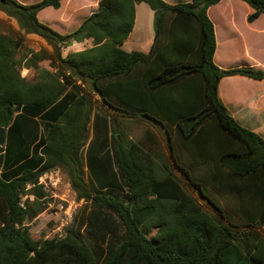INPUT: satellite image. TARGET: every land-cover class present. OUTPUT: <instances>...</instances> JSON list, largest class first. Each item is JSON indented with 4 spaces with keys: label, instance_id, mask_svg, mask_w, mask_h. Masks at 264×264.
Listing matches in <instances>:
<instances>
[{
    "label": "trees",
    "instance_id": "obj_1",
    "mask_svg": "<svg viewBox=\"0 0 264 264\" xmlns=\"http://www.w3.org/2000/svg\"><path fill=\"white\" fill-rule=\"evenodd\" d=\"M61 1L0 0L18 26L0 33V264H264V139L218 95L223 77L261 80L264 70L214 63L207 9L219 0H99L67 34L37 16ZM244 1L253 9L248 21L264 14V0ZM139 2L153 11V40L147 52L126 51ZM29 33L52 47L26 59L54 68L35 83L20 75L16 58ZM84 39L92 46L61 56ZM76 80L102 105L149 127L136 140L116 132ZM54 165L88 207L63 236L36 240L24 221L45 210L39 177Z\"/></svg>",
    "mask_w": 264,
    "mask_h": 264
},
{
    "label": "rangeland",
    "instance_id": "obj_2",
    "mask_svg": "<svg viewBox=\"0 0 264 264\" xmlns=\"http://www.w3.org/2000/svg\"><path fill=\"white\" fill-rule=\"evenodd\" d=\"M22 4H31L39 0H17ZM180 0H172L171 3L178 2ZM190 1V0H181ZM94 0H62L60 7L54 9L53 7H46L38 13V19L40 22L48 25L57 32L61 34H67L74 31L85 17H87L92 11L96 10L93 8ZM136 21L135 28L130 34L129 38L126 40L125 44L122 46L125 50H138L142 52H147L152 40H153V11L144 2H139L135 4ZM244 12V9H239L236 11V16L239 17ZM210 14L214 16V10L210 11ZM236 17V20H237ZM210 18V17H209ZM211 19V18H210ZM240 24V23H239ZM258 27L264 26V15L260 17L256 23ZM18 26L16 20L6 13L0 10V33H9L12 30H17ZM243 31V28L240 27ZM246 36L250 37L249 33H245ZM257 37V36H256ZM238 40V39H237ZM73 43V42H72ZM92 44V40L89 42L81 41V43H73L70 48H63L61 51V56L64 57L70 50H79L82 48H87ZM69 49V50H68ZM45 50L47 53L52 51V47L47 44L45 39L42 37L29 33L24 34L23 39L17 44L16 58L19 59V72L22 77L31 83L41 81L43 78L42 69L48 71H54V68L50 66V61L43 59L38 61V67H31L26 65V59H29L32 52H37ZM223 50V49H222ZM229 57L225 60L224 67L218 66L222 69H228L237 66L247 65L246 62L254 61L259 67L264 70V34L260 39H254L249 49L235 50L232 54L229 52ZM250 57L251 60L246 58ZM223 57V55H222ZM57 63V61H54ZM219 62H222L219 60ZM215 63V62H214ZM249 66V65H247ZM252 66V65H251ZM248 85H239L237 88L241 91L246 92L247 89L261 92L264 94V79L262 81L250 80ZM75 84L81 90V93H86V95L92 100V110L93 112L101 109L103 113L110 118V123L116 132L122 133L126 138L136 140L140 138L144 130L149 127V124L141 121L137 118L125 119L119 117L110 108L102 105L100 97L93 91L92 87L86 82L75 81ZM225 87L226 90H225ZM230 85L226 81H222L220 84V89L227 92ZM264 100V98H263ZM107 107V108H104ZM120 114V113H119ZM240 124L248 129L257 132L264 139V111L261 114L257 113L256 116H250L245 119L240 120ZM160 138L164 155L167 162L169 154L168 146L166 144L165 136L158 129L156 130ZM92 134V125L89 124L88 137ZM84 145V150L86 149ZM170 163V162H169ZM86 171V168H85ZM181 177L182 175L177 172ZM85 177V174H84ZM182 181L185 182L184 178ZM39 182L43 184L45 191L48 193L46 197L47 206L45 210L40 212L36 217L27 219L24 224L28 227L30 235L33 239H49L58 238L63 236L65 227L71 224L75 215H78L81 211H85L88 207L83 199H79L76 196V192L72 189L71 182L66 170L59 165L48 166L44 169L42 176L39 177ZM191 194L203 205V207L211 211L209 205L203 200L196 190L189 188ZM29 197L33 199V196L23 195L22 201ZM155 229L152 230L150 235H153ZM264 232V227H262Z\"/></svg>",
    "mask_w": 264,
    "mask_h": 264
},
{
    "label": "crops",
    "instance_id": "obj_3",
    "mask_svg": "<svg viewBox=\"0 0 264 264\" xmlns=\"http://www.w3.org/2000/svg\"><path fill=\"white\" fill-rule=\"evenodd\" d=\"M98 1L99 0H94L93 8H97ZM164 1L173 4L171 3L172 0H164ZM239 9H244V12L241 14V16L239 15V17H237L236 11ZM211 10H214V16L210 14ZM252 11H253L252 7L244 0H219L216 4L211 5L207 9V14L211 18V21L213 22V26H214L216 46H215L213 60L216 65L225 68L223 63L229 57L230 55L229 52L233 54L235 50L239 51L240 49H244L246 51V49H249V46L254 39H260L263 36L264 26L258 27L256 23L258 22L260 17L264 14H260L253 21H248L247 16ZM135 21H136V12H135V19H134L132 31L135 28ZM240 27L243 28V31L240 30ZM132 31L130 32V34L132 33ZM245 33H249V35L251 34L252 35L248 37L246 36ZM130 34L128 35L126 40L129 38ZM126 40L123 42L121 47L125 44ZM83 41L89 42L91 41V39H84ZM73 43L78 44L81 43V41L73 42ZM73 43L63 48H70ZM91 46L92 44L89 47ZM84 49L86 48H82L76 51H81ZM76 51L74 49V50H70L68 53L76 52ZM126 51H131V50H126ZM246 58L248 60H251L250 57H247V55ZM219 60H221L222 62H219ZM246 64L249 66L252 65V67L257 66L254 61L252 62L248 61L246 62ZM263 79L258 81L260 82ZM250 80H256V79H252L241 75H232V76L223 77L218 84V95L221 102L224 104L228 112L239 123L241 119H245L250 116H256L257 113L261 114V111L262 110L264 111L263 93L257 92L256 89L254 90L247 89V91L244 92L237 88V86L239 85H243V86L248 85L249 82H252ZM222 81H226L230 85L229 90L227 92H225L227 87H225V90L220 89V84ZM110 110L119 117H123L126 120L130 119L128 117H124L117 110L114 109H110Z\"/></svg>",
    "mask_w": 264,
    "mask_h": 264
}]
</instances>
